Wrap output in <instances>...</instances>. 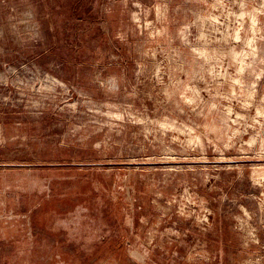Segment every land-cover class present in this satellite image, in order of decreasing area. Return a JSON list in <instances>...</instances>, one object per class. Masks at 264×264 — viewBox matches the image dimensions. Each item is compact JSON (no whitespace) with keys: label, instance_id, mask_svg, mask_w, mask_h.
I'll use <instances>...</instances> for the list:
<instances>
[{"label":"rangeland","instance_id":"374dc122","mask_svg":"<svg viewBox=\"0 0 264 264\" xmlns=\"http://www.w3.org/2000/svg\"><path fill=\"white\" fill-rule=\"evenodd\" d=\"M0 264H264V0H0Z\"/></svg>","mask_w":264,"mask_h":264}]
</instances>
